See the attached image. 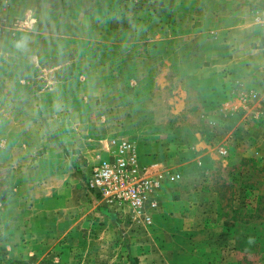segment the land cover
Here are the masks:
<instances>
[{
	"label": "rangeland",
	"instance_id": "rangeland-1",
	"mask_svg": "<svg viewBox=\"0 0 264 264\" xmlns=\"http://www.w3.org/2000/svg\"><path fill=\"white\" fill-rule=\"evenodd\" d=\"M0 264H264V0H0ZM151 221L87 184L120 140Z\"/></svg>",
	"mask_w": 264,
	"mask_h": 264
},
{
	"label": "built area",
	"instance_id": "built-area-1",
	"mask_svg": "<svg viewBox=\"0 0 264 264\" xmlns=\"http://www.w3.org/2000/svg\"><path fill=\"white\" fill-rule=\"evenodd\" d=\"M149 169L139 163L134 145L122 139L115 151L90 167L87 184L110 208L120 212L128 208L133 216L149 222L151 212L144 213L145 207L158 208L157 201H149V191L157 183L148 175Z\"/></svg>",
	"mask_w": 264,
	"mask_h": 264
},
{
	"label": "crops",
	"instance_id": "crops-1",
	"mask_svg": "<svg viewBox=\"0 0 264 264\" xmlns=\"http://www.w3.org/2000/svg\"><path fill=\"white\" fill-rule=\"evenodd\" d=\"M3 46V43L0 44V47Z\"/></svg>",
	"mask_w": 264,
	"mask_h": 264
}]
</instances>
